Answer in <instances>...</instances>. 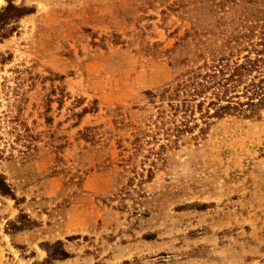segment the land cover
<instances>
[{
	"label": "rangeland",
	"instance_id": "rangeland-1",
	"mask_svg": "<svg viewBox=\"0 0 264 264\" xmlns=\"http://www.w3.org/2000/svg\"><path fill=\"white\" fill-rule=\"evenodd\" d=\"M13 4L32 13L0 40V264H264V110L160 129L184 121L164 91L256 57L264 0Z\"/></svg>",
	"mask_w": 264,
	"mask_h": 264
},
{
	"label": "trees",
	"instance_id": "trees-1",
	"mask_svg": "<svg viewBox=\"0 0 264 264\" xmlns=\"http://www.w3.org/2000/svg\"><path fill=\"white\" fill-rule=\"evenodd\" d=\"M5 1L7 5L0 10V40L7 38L12 33L13 27L9 30L6 29L11 22L19 21L32 13L25 7L15 6L13 4L14 0ZM222 61L220 59L217 61L218 64L209 66L205 64L204 68H201L205 69L204 73L196 74L178 84L177 87L179 89L174 90L173 95L168 91H164V94L161 95L162 98L168 95V98H170L168 100H174L172 96L177 94L178 91H182V95L185 97L182 99L180 105L174 106V111L182 110L184 121L179 126H173V128L167 127L164 129V124L160 128L166 136L167 144L169 142L175 143V141L170 140L171 137L179 138L183 133L191 132L193 128L188 127L189 121L186 119V116H194L193 111L195 110L200 113L199 118L205 126L208 125V120L213 118L221 119L227 115L235 114L247 118L264 110V47L256 52L254 59L245 57L244 62L241 64L232 63L230 65L228 61L225 63ZM253 73H255L254 76L250 77ZM240 88L241 90H239ZM1 93L0 90V105ZM15 96L19 97L20 95L15 92ZM4 97L6 98L7 108L4 112V117L6 116L7 118V124L19 125L21 110L19 105L10 103L7 94H4ZM240 98H243L244 101H240ZM17 102L20 104L22 100H18ZM192 103L195 105H191ZM13 111L15 112L14 116L11 115ZM11 129L15 130V127L13 126ZM200 131H202L201 128ZM160 147L161 149L164 148V146ZM1 157L2 152L0 151ZM0 196L15 200L10 187L1 175ZM25 218L24 215L20 216V219ZM57 257L59 260H65L69 256L66 252L60 251Z\"/></svg>",
	"mask_w": 264,
	"mask_h": 264
},
{
	"label": "bare ground",
	"instance_id": "bare-ground-1",
	"mask_svg": "<svg viewBox=\"0 0 264 264\" xmlns=\"http://www.w3.org/2000/svg\"><path fill=\"white\" fill-rule=\"evenodd\" d=\"M0 3H1V0H0Z\"/></svg>",
	"mask_w": 264,
	"mask_h": 264
}]
</instances>
